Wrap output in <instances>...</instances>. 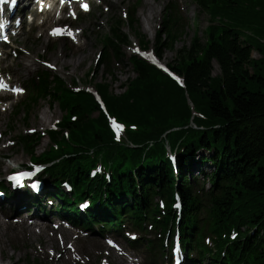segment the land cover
Returning <instances> with one entry per match:
<instances>
[{
	"label": "trees",
	"instance_id": "obj_1",
	"mask_svg": "<svg viewBox=\"0 0 264 264\" xmlns=\"http://www.w3.org/2000/svg\"><path fill=\"white\" fill-rule=\"evenodd\" d=\"M196 1L210 12L214 22L206 44L196 32L190 46L176 49L185 28L177 3L168 8L164 29L157 34L160 57L165 50H176L169 65L184 78V86L136 56L131 58L134 76L123 92L116 93L107 80L96 84L108 109L120 120L137 125V130L127 132V138L141 146L130 148L125 140L116 141L95 95L86 91L75 94L62 77L49 71H42L40 80L34 81V92L15 115L27 111L24 119L28 122L31 110L42 99L57 102L66 113L61 130L50 135L58 147L51 146L43 157L73 153L72 158L63 157L54 172L70 177L78 187L83 185L84 194L105 188L108 208L93 209L91 219L104 220L112 212L117 219L130 213L142 220L146 211L150 212L153 196L167 194L173 198L177 187L187 212V207L196 202L185 169L198 164L193 155L196 148L209 149L211 155H204L203 160L213 164L210 180L221 190L213 199L211 215L218 225L231 221L244 228L230 247L237 250L232 263L240 262L239 253L244 257L248 253L246 264H264V0ZM137 23L130 18L129 25L138 32ZM112 31L110 42L121 59L125 54L122 44L130 43L129 36L121 31L119 20H115ZM140 41L145 47L150 43L143 33ZM254 51L260 57H254ZM191 102L203 118L193 117ZM164 133L172 144L183 135L184 143L189 141L190 157L179 161L180 184L170 163L162 158L158 140ZM39 138L26 136L20 146L27 154L37 156L34 142ZM149 140L157 146L146 150ZM91 152L112 168L111 182L100 177L90 180L89 169L94 165ZM67 204L73 203L62 206Z\"/></svg>",
	"mask_w": 264,
	"mask_h": 264
},
{
	"label": "rangeland",
	"instance_id": "obj_2",
	"mask_svg": "<svg viewBox=\"0 0 264 264\" xmlns=\"http://www.w3.org/2000/svg\"><path fill=\"white\" fill-rule=\"evenodd\" d=\"M147 1L148 0H107L110 4V10L108 11H106V8L104 9V5H99L98 2H95V8L92 11L93 14L87 16L82 15V19L79 22H74V24L83 26L86 29V47L84 49H80V51H76L75 47H72L67 42L65 43V40H59L55 44L50 43L47 41L46 36L38 37V33L34 35L27 30H24V32L18 37L17 42L21 46L28 48L34 57L42 58L40 54L45 53V60L55 63L58 67V70L52 71L61 74V76L68 83H71L74 79H78L79 83L77 85L85 89L87 85L95 86L98 81L107 80L112 84V90L116 93H121L127 89L126 82L128 79L134 76L133 67L128 58L132 53L129 49L131 46H126L124 48L125 53L127 54L124 57V63L122 65L114 63L110 66L112 71L108 72L106 66L100 65L91 79L87 76V71L94 68L93 66L95 65L94 59L96 54L103 48L100 40L101 37L104 36L105 33H108L112 20L122 15L124 11L135 10L133 13L136 14L139 19L138 25L141 28V32L146 34L147 38L150 40V48L155 47L156 31L161 26L163 13L168 10L172 0L153 1L155 6V10H153L154 18L152 21V28L149 30L145 29V16L148 12V7L146 5ZM180 1L182 7L184 8L182 9V15L185 21V28L178 43L176 44V49L181 48L183 45H191L196 28L201 31V41L204 42L206 38L205 32L203 31L210 23V14L206 10L202 9L197 1ZM137 6L138 8L136 11L135 7ZM125 20L126 22L124 23L122 31L130 36L129 38L132 43L133 41L139 40L140 35L128 25V19ZM45 49L47 50L46 52H44ZM85 52H88L87 56L84 61L79 63L81 60V54ZM64 53L67 54L66 58H63L65 57ZM253 56L260 57V54L254 51ZM175 57L176 50H165L162 60L168 64H172ZM31 60L33 59L28 55V53H23V55H20V57L16 60H14V56H12L9 60L13 65L12 68L15 72V78L17 80L24 81L26 86H28V89H30L32 85V80L36 79V75H38V73L43 69H48V67L42 63V60L37 61V63L35 62V65L31 64ZM217 72H219L218 66H216V73ZM86 78L87 81H85ZM25 97L26 95L23 96L20 101H22ZM14 103L15 101L13 100L14 108L12 111L8 110L6 113L0 114V131H3L5 134V136L0 139V149L7 144L8 139L16 138L19 133L27 132L28 129L32 127L39 128L43 126L41 120L44 118L45 113L47 114L49 120L52 118L51 121L53 122L56 119L63 117V112L58 104H51L48 99H43L39 105L34 107L31 112L30 123L26 124L22 114L15 116L14 109H16L17 106H15ZM108 126L109 128L111 127L109 124ZM38 132H40L39 129ZM40 141V145L37 146L38 154L49 148L48 137H44ZM4 155L9 157V159H4ZM28 159L29 156L27 153L17 144L8 149L0 150V170L2 172H7L10 170L8 167H15L18 164H23ZM208 167V173L214 171L215 169L213 164L210 162L208 163ZM28 222L30 223V220ZM94 234L96 233L93 232L87 238L82 237L79 239V251H86L88 242L85 239L91 240L96 238V235ZM0 237H2V241L0 242V264H25L28 259L31 260L35 257L40 258L44 264H62L61 262L58 263L59 261L56 260V254L54 258L51 259L50 255L46 254L44 256L43 253L40 252L43 249L44 243L48 245L46 249L52 246L53 239L50 237H47L44 240L34 239L33 235L29 234L28 231L24 232L21 229L19 230V233H17V240L15 241L2 233L0 234ZM71 237L73 239L75 238L74 235ZM16 241H18L17 244L15 243ZM40 241H42V243H40ZM25 244L28 246L24 250L23 245ZM102 244H104V242L100 241V245ZM14 248L17 250L16 252H14ZM58 249L60 250L61 248ZM98 260L99 258H97V261ZM69 264H75V262L72 260Z\"/></svg>",
	"mask_w": 264,
	"mask_h": 264
},
{
	"label": "bare ground",
	"instance_id": "obj_3",
	"mask_svg": "<svg viewBox=\"0 0 264 264\" xmlns=\"http://www.w3.org/2000/svg\"><path fill=\"white\" fill-rule=\"evenodd\" d=\"M153 1H155V0H152V2H151V0H148L147 1V3H146V5H147V7H148V12H147V14H146V16H145V29L146 30H149V29H151L152 28V21H153V18H154V12H153V10H155V6H154V2ZM77 34V33H76ZM78 35V34H77ZM77 48V47H76ZM77 50H80V49H77ZM87 54H88V52H85V53H82L81 54V56H80V62L79 63H81L82 61H84V59H85V57L87 56ZM83 55V56H82ZM64 56L65 57H63V58H66L67 57V54L66 53H64ZM56 62V61H55ZM31 64H34V62H32ZM52 119V118H51ZM51 119L49 120V118H48V116H47V114L45 113V115H44V118H42V125L43 126H47V125H49L52 121H51ZM4 225V226H3ZM20 225L23 227V228H25L28 232H33V227H31L30 225H27L26 224V220L25 219H22L21 220V223H20ZM0 227H4L3 229H2V231H5L4 232V234L6 233V231L9 229V228H14V225L11 223V222H8V223H6V224H3L2 222H0ZM41 228H42V226H41ZM41 234V233H40ZM14 239H16V237H14ZM0 242H1V238H0Z\"/></svg>",
	"mask_w": 264,
	"mask_h": 264
},
{
	"label": "snow or ice",
	"instance_id": "obj_4",
	"mask_svg": "<svg viewBox=\"0 0 264 264\" xmlns=\"http://www.w3.org/2000/svg\"><path fill=\"white\" fill-rule=\"evenodd\" d=\"M5 2V0H0V3H4ZM62 2H63V0H62ZM11 3L14 5L15 3H16V0H11ZM85 10H88V4L87 3H83L82 5H81ZM74 15V14H73ZM0 27H2V25H0ZM6 38V37H5ZM138 51V50H137ZM146 55H149L150 56V54H146ZM150 58H151V56H150ZM161 67H163V66H161ZM177 80H179V77H175ZM181 83H182V81H181ZM0 88H3V89H9V90H11V91H15V92H21V91H23V89H20V88H9V85L8 84H6L5 82H4V80H3V78L2 77H0ZM113 125H114V127H115V129H116V131H117V139H119V131H120V129H122L124 126L123 125H121V124H116L115 123V121H113ZM37 171H39V168H37ZM31 175H33V173H21L20 174V176H31ZM11 179H13L14 181H16L17 183H19L20 181H19V178L17 177V176H13V177H11ZM36 185L34 184L33 185V187H35ZM134 238V237H133ZM109 243H113L112 241H109Z\"/></svg>",
	"mask_w": 264,
	"mask_h": 264
}]
</instances>
